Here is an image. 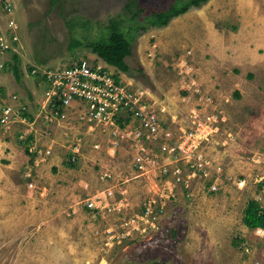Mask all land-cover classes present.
<instances>
[{
  "label": "rangeland",
  "instance_id": "rangeland-1",
  "mask_svg": "<svg viewBox=\"0 0 264 264\" xmlns=\"http://www.w3.org/2000/svg\"><path fill=\"white\" fill-rule=\"evenodd\" d=\"M50 1L5 0L13 5L10 15L0 2V34L11 40V32H16L18 41L10 50L20 56L22 72L16 80L8 67L11 53L0 47V106H24L36 112L44 82L39 87L29 69L98 58L87 48L72 50L71 39L87 42L104 37L110 20L126 14L128 0H58L53 6ZM138 1L148 12L167 9L181 0ZM11 19L14 29L8 28ZM67 22L85 24V29L81 25L71 31ZM151 29L134 39L133 55L126 58L131 72L122 75L147 87L151 98L184 119L191 103L178 110L177 101L168 102L167 97L193 91L189 81H183L188 72L195 74L192 56L180 59L190 48L167 41L161 44L158 34L149 33ZM46 56L44 64L35 59ZM139 65L141 74L136 70ZM186 100L191 101L190 97ZM212 111L218 116L213 106ZM233 122L247 127L234 131ZM41 126L38 122L34 128ZM217 126L218 131L201 149L222 167L218 191L208 192L209 183L198 175L188 191L183 189L166 200L163 211L158 210L157 230L144 231L147 225L140 222L139 229L128 236L125 222L141 215L144 202L158 198L163 188L152 171L134 177L138 172L132 171L124 150L114 162H95L93 158L100 154L91 152L88 160L72 166L62 155L65 129L58 125L49 127L60 155L36 165L15 133L31 127L16 123L5 129L0 125V264H264V233L256 234L243 224L250 200L264 207V107L245 117L234 113ZM6 143L12 147H5ZM180 165L186 168L183 162ZM107 168L120 174L112 201L122 200L124 207L120 211L89 210L85 202L103 189L98 176ZM240 180L245 183L238 188Z\"/></svg>",
  "mask_w": 264,
  "mask_h": 264
},
{
  "label": "built area",
  "instance_id": "built-area-1",
  "mask_svg": "<svg viewBox=\"0 0 264 264\" xmlns=\"http://www.w3.org/2000/svg\"><path fill=\"white\" fill-rule=\"evenodd\" d=\"M0 2L3 11L10 15L12 3ZM15 27L14 20H9L8 28ZM11 33V40L6 34H0V47L7 51L18 41L16 32ZM192 54V50H187L180 56L181 61ZM122 73L99 57L82 58L63 65H35L28 74L38 80L39 87L40 81L44 82L40 100L34 106L36 112L32 114L24 106L14 109L4 104L0 106V125L5 129L16 123L31 127L15 133L28 147L36 165L60 155L54 149L56 141L51 137L52 127H49L58 125L65 129V140L60 147L68 163L86 161L91 152L100 154L93 158L95 162H114L124 150L132 171L138 172L134 177L152 171L154 180L163 188L158 198L150 197L144 202L141 215L125 222L124 225L129 227L126 235L130 236L134 229H139L140 222L147 225L144 231L157 230V221L161 217L158 210L163 211L166 200L184 192L183 189L188 191L198 175L209 183L208 192L218 191L222 167L214 164L201 148L209 136L218 131L217 123L221 117L210 112L212 98L204 93L196 75L191 72L183 77V81H189L188 86L193 88L192 94L200 103L192 105L184 119L170 113L166 104L151 98L147 87L132 78H125ZM38 122L42 129L34 128ZM181 162L186 168L180 165ZM119 175L108 168L99 172L98 179L104 187L86 200L89 210L120 211L124 207L122 200L112 201L113 187L121 178L114 182ZM244 183L240 180L236 186L241 188ZM187 196L192 193L188 192ZM253 230L263 234L264 226Z\"/></svg>",
  "mask_w": 264,
  "mask_h": 264
},
{
  "label": "crops",
  "instance_id": "crops-1",
  "mask_svg": "<svg viewBox=\"0 0 264 264\" xmlns=\"http://www.w3.org/2000/svg\"><path fill=\"white\" fill-rule=\"evenodd\" d=\"M149 33L158 34L161 44L167 41L192 49L197 81L211 96L220 121L264 107V0H209ZM188 95L167 99L177 101L178 110L200 103L192 93ZM231 127L241 131L247 126L233 122Z\"/></svg>",
  "mask_w": 264,
  "mask_h": 264
},
{
  "label": "trees",
  "instance_id": "trees-1",
  "mask_svg": "<svg viewBox=\"0 0 264 264\" xmlns=\"http://www.w3.org/2000/svg\"><path fill=\"white\" fill-rule=\"evenodd\" d=\"M58 0H51L53 6ZM209 0H181L178 3L170 5L167 9L155 10L151 9L146 12V8L140 5L138 0H128L124 10L126 14L120 19L110 20V25L105 30L106 35L100 39L87 42L72 38L70 48L83 47L87 48L91 53L96 54L100 59L108 65L116 67L119 71L130 73L131 67L127 64L126 58L133 55V44L141 34L148 31L150 28H160L167 26L175 17L188 12L191 9L198 8ZM146 12V13H145ZM127 22V23H126ZM70 30L73 31L77 26L85 29V24L81 23H66ZM11 53V62L8 67L16 80H20L22 72L20 70V56L9 50ZM45 54L44 52H42ZM39 64H44L48 60L46 57H36ZM139 74L143 73L141 66L136 68ZM29 116L28 114H26ZM28 152V147H26ZM72 166L73 164L70 163ZM243 224L250 228L264 226V208L257 200H250L243 213Z\"/></svg>",
  "mask_w": 264,
  "mask_h": 264
}]
</instances>
